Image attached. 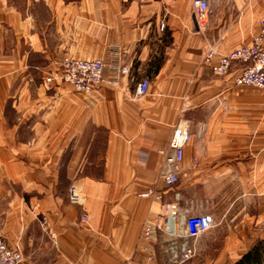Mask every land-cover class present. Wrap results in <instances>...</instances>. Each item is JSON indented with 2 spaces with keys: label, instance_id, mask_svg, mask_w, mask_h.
<instances>
[{
  "label": "crops",
  "instance_id": "0c3cea01",
  "mask_svg": "<svg viewBox=\"0 0 264 264\" xmlns=\"http://www.w3.org/2000/svg\"><path fill=\"white\" fill-rule=\"evenodd\" d=\"M209 2L199 32L192 0H0V234L22 264H168L167 247L185 236L148 241L142 231L177 193L181 213L216 224L185 264H237L264 241V94L235 85L242 64L218 77V58L204 60L211 45H250L264 0ZM117 48L128 69L118 85L46 89L63 57ZM145 79L150 92L138 98ZM184 123L180 182L166 188L163 162ZM153 188L162 201L142 196Z\"/></svg>",
  "mask_w": 264,
  "mask_h": 264
},
{
  "label": "built area",
  "instance_id": "2783aa9c",
  "mask_svg": "<svg viewBox=\"0 0 264 264\" xmlns=\"http://www.w3.org/2000/svg\"><path fill=\"white\" fill-rule=\"evenodd\" d=\"M191 12L195 17L198 31H206L210 24L211 6L209 0H192ZM261 33L254 38L250 45L236 48L228 54H220L216 45H211L204 57L206 63H212L218 58V63L212 66V73L218 77L227 75L233 64L243 65L241 75L235 81L236 86L253 87L264 94V22L261 23ZM164 25L162 26V29ZM109 58L80 60L72 57H63L55 63V68L45 73L44 84L47 90H53L63 84L71 86L75 92L92 93L99 86H116L128 69L121 62V51L113 49L108 54ZM151 81L142 80L136 87L138 98L146 96L150 91ZM169 143L171 153L166 155L163 162L160 178L166 188H173L180 182V165L184 158L185 146L191 141L190 125L181 124L172 133ZM163 154V152H161ZM70 201L75 205H83L84 195L77 186H72L69 191ZM143 197L163 200V193L156 189H149ZM180 194L175 195L174 202L162 203L163 213L156 222H149L143 226L142 236L148 241L158 237L160 232L176 238H186L181 243L173 241L167 247L169 255L168 264H185L197 255V241L204 233L215 227L213 216L207 214H194L185 209L180 212L178 202ZM86 216L82 221H86ZM45 223V221L43 222ZM184 227L183 233L178 230ZM24 254L18 247H11L0 234V264H22ZM154 260L153 256L149 261ZM126 264H138L133 260Z\"/></svg>",
  "mask_w": 264,
  "mask_h": 264
},
{
  "label": "trees",
  "instance_id": "16d2710c",
  "mask_svg": "<svg viewBox=\"0 0 264 264\" xmlns=\"http://www.w3.org/2000/svg\"><path fill=\"white\" fill-rule=\"evenodd\" d=\"M264 263V241L257 242L254 249L244 256L237 264H263Z\"/></svg>",
  "mask_w": 264,
  "mask_h": 264
},
{
  "label": "rangeland",
  "instance_id": "374dc122",
  "mask_svg": "<svg viewBox=\"0 0 264 264\" xmlns=\"http://www.w3.org/2000/svg\"><path fill=\"white\" fill-rule=\"evenodd\" d=\"M262 22H264V20H262L261 23H262ZM261 23H260V32H259V34L261 33V30H262V29H261V28H262ZM259 34H258V35H259ZM258 35H257V36H258Z\"/></svg>",
  "mask_w": 264,
  "mask_h": 264
}]
</instances>
